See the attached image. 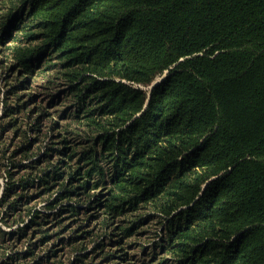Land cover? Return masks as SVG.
Segmentation results:
<instances>
[{"label": "trees", "instance_id": "16d2710c", "mask_svg": "<svg viewBox=\"0 0 264 264\" xmlns=\"http://www.w3.org/2000/svg\"><path fill=\"white\" fill-rule=\"evenodd\" d=\"M0 64V264H264V0H0Z\"/></svg>", "mask_w": 264, "mask_h": 264}, {"label": "water", "instance_id": "95a60500", "mask_svg": "<svg viewBox=\"0 0 264 264\" xmlns=\"http://www.w3.org/2000/svg\"><path fill=\"white\" fill-rule=\"evenodd\" d=\"M165 73H166V72H165ZM165 73H164L161 77H159L156 81H154V82L149 86V89H151L153 86H155L157 83H159V82L163 79ZM0 194H1V191H0Z\"/></svg>", "mask_w": 264, "mask_h": 264}, {"label": "rangeland", "instance_id": "374dc122", "mask_svg": "<svg viewBox=\"0 0 264 264\" xmlns=\"http://www.w3.org/2000/svg\"><path fill=\"white\" fill-rule=\"evenodd\" d=\"M6 64H8V63H6ZM0 65H1V64H0ZM0 72H1V70H0ZM3 72H5L4 69H3ZM157 79H158V78H157ZM157 79H156V80H157ZM1 80H2V78H0V86H2V81H1ZM156 80H155V81H156ZM0 113H1V107H0ZM152 230H154V229H152Z\"/></svg>", "mask_w": 264, "mask_h": 264}, {"label": "snow or ice", "instance_id": "6c2138e0", "mask_svg": "<svg viewBox=\"0 0 264 264\" xmlns=\"http://www.w3.org/2000/svg\"><path fill=\"white\" fill-rule=\"evenodd\" d=\"M9 23H11V21H9Z\"/></svg>", "mask_w": 264, "mask_h": 264}]
</instances>
